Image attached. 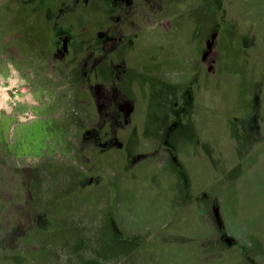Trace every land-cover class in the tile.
Wrapping results in <instances>:
<instances>
[{
  "label": "rangeland",
  "instance_id": "obj_1",
  "mask_svg": "<svg viewBox=\"0 0 264 264\" xmlns=\"http://www.w3.org/2000/svg\"><path fill=\"white\" fill-rule=\"evenodd\" d=\"M48 216L87 264H264V0H0V264H81Z\"/></svg>",
  "mask_w": 264,
  "mask_h": 264
},
{
  "label": "crops",
  "instance_id": "obj_2",
  "mask_svg": "<svg viewBox=\"0 0 264 264\" xmlns=\"http://www.w3.org/2000/svg\"><path fill=\"white\" fill-rule=\"evenodd\" d=\"M46 220L48 222L46 224V226H43L44 225V222H42V223L39 224V225H41V227H37L36 226L33 230H42L43 232H46V233H49V234H51V233L52 234H56L55 236H53V238L54 239L55 238L56 239L58 238L60 240V242H59L60 243V246H61V243L64 242V239L65 240H68L70 242L69 243L70 245L68 246V248H69L70 251L71 250L72 251L76 250V248L79 247V246H77L78 243H80V242L82 243L83 241H86V239L88 237L86 235V233L83 234V235H77V232H75V229L76 228L82 229V228L81 227H78L77 225H75L72 220L69 221V220H66L64 218H56V219H54V218L49 217V216L46 218ZM104 223H105V225H107V221H105ZM108 226L109 225H107V228L106 229H108ZM117 230H120V232L123 234L122 236H125L124 232L120 228H117ZM27 231H32V230H25V232H27ZM74 232H75L76 235H74ZM120 232H117V233H120ZM99 233L100 234H103L104 232L102 230H99ZM114 234H115V238H117V242L119 243V240L118 239H121V237H119L115 232H114ZM30 236L31 237L32 236H35V234H33V232H32L30 234ZM50 239H51V237H50ZM134 240H136V238H134ZM106 244H108V243L106 242ZM119 244L121 245V243H119ZM38 246H39V243H37V248H38ZM88 249L90 250V248H88ZM88 249H84V250L87 251ZM79 251H80V249H79ZM73 254H74V252H73Z\"/></svg>",
  "mask_w": 264,
  "mask_h": 264
},
{
  "label": "trees",
  "instance_id": "obj_3",
  "mask_svg": "<svg viewBox=\"0 0 264 264\" xmlns=\"http://www.w3.org/2000/svg\"><path fill=\"white\" fill-rule=\"evenodd\" d=\"M106 221H107V225H109V222H108V220L106 219ZM111 223V222H110ZM47 240H49L48 238H46ZM35 240V238H34V236H32V241H34ZM47 240H42L41 242H39V240L38 239H36V241H38V243H39V246H38V252H41V251H45L46 249H47V247H46V244H47ZM31 241V240H30ZM136 241V240H135ZM112 242H114V240L113 241H111L110 243H112ZM116 243V250H115V252H112L111 253V255L113 254V253H118L119 252V250L120 249H124V248H127V247H129V244L128 245H126V244H124V245H120L117 241L115 242ZM108 247H109V243L108 244H106ZM77 246H79V247H77L76 248V250L75 251H78L79 252V249L81 250V253L80 254H78V255H76L77 256V261L79 262V263H81V264H87V262H88V257H89V254H87L86 253V251L84 250V249H88V245H86L85 243H84V241L81 243H78V245ZM6 247H0V255L1 256H4V257H10V253H9V251L7 250V249H5ZM36 251V252H37ZM82 251H84V253H83V255H82ZM99 251H101V250H99ZM73 252L74 251H71V253L73 254ZM37 254H39V253H37ZM25 255H27V254H22V253H16L15 254V252L12 254V256L11 257H13V258H15V256L16 257H22V256H25Z\"/></svg>",
  "mask_w": 264,
  "mask_h": 264
}]
</instances>
